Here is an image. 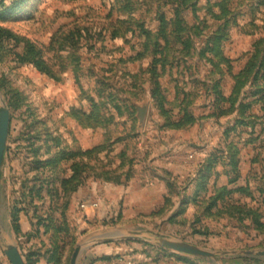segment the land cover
I'll use <instances>...</instances> for the list:
<instances>
[{"label": "rangeland", "instance_id": "rangeland-1", "mask_svg": "<svg viewBox=\"0 0 264 264\" xmlns=\"http://www.w3.org/2000/svg\"><path fill=\"white\" fill-rule=\"evenodd\" d=\"M126 1L0 0V264H264V0Z\"/></svg>", "mask_w": 264, "mask_h": 264}, {"label": "water", "instance_id": "water-1", "mask_svg": "<svg viewBox=\"0 0 264 264\" xmlns=\"http://www.w3.org/2000/svg\"><path fill=\"white\" fill-rule=\"evenodd\" d=\"M140 115L141 116L143 115L142 111L140 112ZM9 128H10V112H9V109L3 103V106L0 108V182H1L2 163H3L4 152L6 149V143L8 139ZM162 244L178 253H183V254H188V255H193V256H198V257H203V258H213L212 253L200 250L188 244L173 243V242H167V241L162 242ZM81 251H82L81 248H78L75 251L72 257L71 264H78V259L81 254ZM247 254L252 255L254 253L249 252ZM5 255L7 259L9 260L10 264H25L17 247L14 245H8L6 247Z\"/></svg>", "mask_w": 264, "mask_h": 264}, {"label": "trees", "instance_id": "trees-1", "mask_svg": "<svg viewBox=\"0 0 264 264\" xmlns=\"http://www.w3.org/2000/svg\"><path fill=\"white\" fill-rule=\"evenodd\" d=\"M220 1H221V3L218 4L219 5V14H220V17L223 18V16L225 15L224 12H227L224 4L228 3V0H220ZM176 3H179L181 5L185 4L184 0H176ZM180 9L183 10V6H181ZM174 17L177 19L180 18V12L178 10L177 11L175 10ZM176 25H177V21H175V27L172 28L171 31L175 32V36L177 37V39H180L179 37L183 34H187L189 29L185 28L184 30H182L178 26L176 27ZM226 26H227L226 30L229 31V27H231V26H228L227 22H226ZM148 35H149V32H148L147 36ZM37 56H38V52H37L36 48L32 44H27L25 54L22 58V61L27 62L29 64H33L38 70L42 71L43 68L41 67V62H40V60L37 59ZM243 75L241 74L239 76L242 77ZM230 146H229V148H230Z\"/></svg>", "mask_w": 264, "mask_h": 264}, {"label": "crops", "instance_id": "crops-1", "mask_svg": "<svg viewBox=\"0 0 264 264\" xmlns=\"http://www.w3.org/2000/svg\"><path fill=\"white\" fill-rule=\"evenodd\" d=\"M126 194H128V196L126 195V200L124 202V206L125 207H129V208H136V210L138 209L139 211V201L141 202V200H139V197L134 195L133 193L131 192H127ZM133 200H135V202L133 203Z\"/></svg>", "mask_w": 264, "mask_h": 264}, {"label": "built area", "instance_id": "built-area-1", "mask_svg": "<svg viewBox=\"0 0 264 264\" xmlns=\"http://www.w3.org/2000/svg\"><path fill=\"white\" fill-rule=\"evenodd\" d=\"M98 206V204L97 203H95V202H90V203H87V204H83L82 205V208H96Z\"/></svg>", "mask_w": 264, "mask_h": 264}]
</instances>
